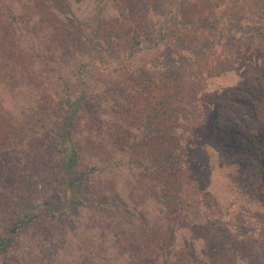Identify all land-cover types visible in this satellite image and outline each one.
Returning <instances> with one entry per match:
<instances>
[{
    "label": "rangeland",
    "instance_id": "1",
    "mask_svg": "<svg viewBox=\"0 0 264 264\" xmlns=\"http://www.w3.org/2000/svg\"><path fill=\"white\" fill-rule=\"evenodd\" d=\"M91 6L0 0V240L11 243L0 264H264V0L112 2L99 40L115 56L138 41L137 70L85 75L73 130L80 170L107 171L88 182L89 199L62 216L46 210L65 201L50 129L86 57L72 19ZM168 16V39L153 47L150 32ZM24 95L39 111L22 108ZM27 203L36 218L12 233Z\"/></svg>",
    "mask_w": 264,
    "mask_h": 264
},
{
    "label": "trees",
    "instance_id": "2",
    "mask_svg": "<svg viewBox=\"0 0 264 264\" xmlns=\"http://www.w3.org/2000/svg\"><path fill=\"white\" fill-rule=\"evenodd\" d=\"M114 1L116 0H91L92 15L87 17L86 19H79L78 17L72 19L77 23V26L79 27L82 33L81 39L84 42L83 45L86 46V57L84 59L82 57L77 60L75 66H73L71 71L73 74L71 81L67 82L62 87V99L58 103L59 108H61L60 115L58 117L57 124L55 125V128H58V130L56 132H53L50 129V131L52 132V136H55L54 138L56 139V144L59 148L58 153L60 155V162L56 169L57 187L65 198V201L61 207H59L57 204H52L51 202L47 203L46 210L53 216H62L63 214H65L68 208L72 209L76 201L80 203L83 200H86L87 198L89 199V196H87V192H84V190L87 189V186L89 184L88 182L94 176L100 175L101 172L105 173L107 171L106 165L102 166L103 169L93 167L87 170H80L79 167L81 146L76 141L73 130L74 123L78 118L83 103L87 99H89V86L87 84V81L84 79V76H89L92 73L98 71H106L119 74H133L136 72L135 63L137 62V57L139 53V48L137 44L138 41L129 44V46L125 50H123L121 55L115 56L110 53L107 49L108 44L106 43L107 46H105V43L103 44L99 40V31L101 30L100 26L103 23V20L106 18L107 8H109V6ZM172 27L173 19L168 16L166 19H164V22L159 28L155 27L151 30L150 33L152 34L153 32L154 34L153 37L150 39V41L154 44L153 47H157L162 43H166V40L169 36L168 31L171 32ZM142 37H144V35ZM108 48L110 47L108 46ZM30 52L32 61L39 60L40 63H43L42 58H40V55H37L33 49H31ZM41 67L44 68L47 73L52 70L50 67L46 66L45 63L42 64ZM51 72L53 73L54 70H52ZM75 85L79 86V91L74 90ZM23 99L24 105L22 108H24L27 113L29 112L34 114L35 112L39 111L36 107L33 106L31 98L28 97L27 99V95H24ZM262 136L258 137L256 143L263 142L264 137ZM256 143H248L247 150L249 152L254 151L256 149ZM256 170H259L260 174H264V164L258 163ZM258 177L263 178L262 175H258ZM241 180L243 181L242 186L240 187L243 189V191L249 196L254 197L255 194L252 193L251 190H247L248 187H246V185L249 184L247 179ZM263 186L264 183L262 181L259 183V187ZM255 190L257 191V186ZM91 201L93 202L94 199H91ZM111 205H115L116 208H119L120 215L123 211V213L125 214L122 215H125L127 219H138V217L136 216L137 207H129L125 204V202L120 201L118 199L113 200L109 206ZM25 208L26 212L23 213L22 218L15 219V221H13V228L11 229L12 233L17 232V230L19 229L25 228L29 223L35 220L36 215L33 213V211H35V208L30 203H27ZM55 212L57 213L55 214ZM173 241L174 240L172 239L168 245L170 248H172L173 246ZM10 244V240H0V255L5 254L9 250ZM147 264L153 263L147 262ZM174 264H179V260L176 261V263Z\"/></svg>",
    "mask_w": 264,
    "mask_h": 264
}]
</instances>
